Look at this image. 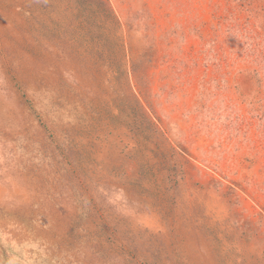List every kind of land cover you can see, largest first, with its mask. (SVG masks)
<instances>
[{
  "label": "rangeland",
  "instance_id": "1",
  "mask_svg": "<svg viewBox=\"0 0 264 264\" xmlns=\"http://www.w3.org/2000/svg\"><path fill=\"white\" fill-rule=\"evenodd\" d=\"M108 2L179 185L143 169L125 77L66 42L60 2L0 0V264H264V0Z\"/></svg>",
  "mask_w": 264,
  "mask_h": 264
},
{
  "label": "trees",
  "instance_id": "2",
  "mask_svg": "<svg viewBox=\"0 0 264 264\" xmlns=\"http://www.w3.org/2000/svg\"><path fill=\"white\" fill-rule=\"evenodd\" d=\"M56 1L60 2L59 12L65 20L62 26L68 34L66 42H72L73 46L79 42L78 47H84L85 50L94 49L95 54L104 53L107 56L106 61L110 60L106 67L112 73L113 82L124 75L125 87L122 93L126 102L123 111L119 112L127 120L125 127L130 133V138L139 147L138 151L145 156L142 167L147 169L148 173L154 174L152 177L157 178V186L161 191L175 190L179 185L183 159L181 155L184 151L176 150L167 140L165 132L154 121L146 99V70L149 65L145 64L144 60L129 59L126 49L125 61L118 62V58L124 56V42L121 25L108 0ZM152 143L156 153L151 149Z\"/></svg>",
  "mask_w": 264,
  "mask_h": 264
}]
</instances>
